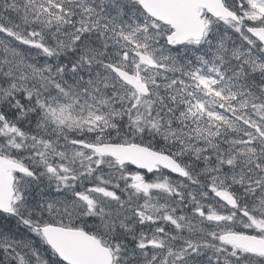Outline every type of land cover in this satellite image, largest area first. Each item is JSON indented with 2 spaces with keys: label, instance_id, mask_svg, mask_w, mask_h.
Returning <instances> with one entry per match:
<instances>
[{
  "label": "snow or ice",
  "instance_id": "snow-or-ice-1",
  "mask_svg": "<svg viewBox=\"0 0 264 264\" xmlns=\"http://www.w3.org/2000/svg\"><path fill=\"white\" fill-rule=\"evenodd\" d=\"M0 264H264V0H0Z\"/></svg>",
  "mask_w": 264,
  "mask_h": 264
}]
</instances>
